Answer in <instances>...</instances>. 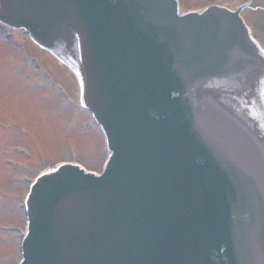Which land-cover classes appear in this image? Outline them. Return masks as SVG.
Segmentation results:
<instances>
[{
	"label": "water",
	"instance_id": "obj_1",
	"mask_svg": "<svg viewBox=\"0 0 264 264\" xmlns=\"http://www.w3.org/2000/svg\"><path fill=\"white\" fill-rule=\"evenodd\" d=\"M30 2L11 16L76 71L112 157L37 180L22 264H263L264 60L237 13Z\"/></svg>",
	"mask_w": 264,
	"mask_h": 264
},
{
	"label": "rangeland",
	"instance_id": "obj_2",
	"mask_svg": "<svg viewBox=\"0 0 264 264\" xmlns=\"http://www.w3.org/2000/svg\"><path fill=\"white\" fill-rule=\"evenodd\" d=\"M181 1L184 11L218 0H201L200 4L199 0ZM261 13H256L253 18L249 17L248 23L253 29L255 37L264 44V25L259 23V21L264 22V13ZM8 33L10 35V32ZM4 35L0 31V38ZM10 41L14 42L11 37ZM12 54L7 49L0 47V121L12 122L13 126H16L13 129V127H7L5 122H0V189L8 193H12L13 190L23 191L22 186L15 187L10 182L14 176L22 175L21 172L12 173L8 163L22 161V157L16 151L23 150L26 154L27 150L32 149L27 144V137L32 140L33 146L43 152L45 158L54 161V163L67 160L68 154L64 150L65 141L68 138L74 141L76 138L78 146L76 148L80 151L76 152L73 148L75 159L89 168L101 169L106 153L103 150L102 139H100L98 131L91 128L94 124L89 121V114L81 113L76 108L74 116H71V107L61 103V98H58L56 93H50L43 89L42 82L41 86L38 85L31 81L30 76L25 73L19 76L18 67L13 61ZM12 67H14L13 72L8 77H5L4 73L1 74L2 69ZM7 209H10L8 204ZM12 222L17 225L19 218L12 211L0 209V224H2L0 227L7 226ZM0 233L2 232L0 231ZM9 252L13 254L14 259L10 258L5 264H17L20 258L18 245L0 248V253H6L5 257ZM0 260L3 261V259Z\"/></svg>",
	"mask_w": 264,
	"mask_h": 264
},
{
	"label": "bare ground",
	"instance_id": "obj_3",
	"mask_svg": "<svg viewBox=\"0 0 264 264\" xmlns=\"http://www.w3.org/2000/svg\"><path fill=\"white\" fill-rule=\"evenodd\" d=\"M263 250H262V255L261 256H259V258H261V261H263V264H264V244H263ZM262 257H263V259H262Z\"/></svg>",
	"mask_w": 264,
	"mask_h": 264
}]
</instances>
